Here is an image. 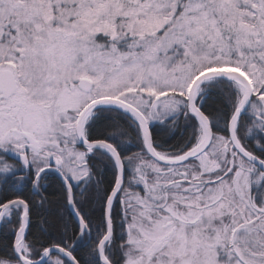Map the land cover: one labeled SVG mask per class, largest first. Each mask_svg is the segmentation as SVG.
Instances as JSON below:
<instances>
[{
  "label": "snow or ice",
  "instance_id": "6c2138e0",
  "mask_svg": "<svg viewBox=\"0 0 264 264\" xmlns=\"http://www.w3.org/2000/svg\"><path fill=\"white\" fill-rule=\"evenodd\" d=\"M0 264H264V0H0Z\"/></svg>",
  "mask_w": 264,
  "mask_h": 264
}]
</instances>
